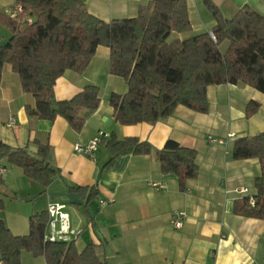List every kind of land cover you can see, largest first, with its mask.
I'll list each match as a JSON object with an SVG mask.
<instances>
[{
    "label": "crops",
    "instance_id": "obj_1",
    "mask_svg": "<svg viewBox=\"0 0 264 264\" xmlns=\"http://www.w3.org/2000/svg\"><path fill=\"white\" fill-rule=\"evenodd\" d=\"M98 18L110 21L146 12L153 0H77ZM192 30L173 32L170 40L212 31L217 21L206 0H186ZM227 18L245 6L264 14V0H211ZM15 0H0V13L8 14ZM12 32L0 23V44ZM222 45L224 47L222 48ZM221 49L229 45L225 41ZM111 49L100 45L82 72L67 70L58 78L57 100L74 97L89 85L101 89L97 110L80 131L62 116L54 121L30 115L33 94L23 89L10 64L3 66L0 82V140L13 149L26 148L37 156L38 142L50 144L49 161L57 170L48 186L28 178L23 169L0 158V218L15 235L30 232V217L48 211L52 203L64 204L79 251L88 244L102 245L109 264H264V219L237 213L236 202L245 197L237 190L257 193L261 173L258 158L237 159L235 141L264 132V93L246 84L208 87L209 110L198 112L178 105L165 120L124 125L115 120L112 93L125 94L128 84L109 71ZM259 108L251 116L249 102ZM15 123L10 125L11 119ZM100 131L117 138L138 137L155 148L168 139L197 150L199 174L181 190L178 175L163 172L155 150L148 154L126 153L107 166L111 152L102 141L97 158L76 153V142L86 143ZM233 134V136H231ZM82 188V190H78ZM101 200H112L101 206ZM185 212L183 226L173 224L176 213ZM22 264H47L44 256L23 251Z\"/></svg>",
    "mask_w": 264,
    "mask_h": 264
},
{
    "label": "trees",
    "instance_id": "obj_2",
    "mask_svg": "<svg viewBox=\"0 0 264 264\" xmlns=\"http://www.w3.org/2000/svg\"><path fill=\"white\" fill-rule=\"evenodd\" d=\"M206 4L217 21L212 29L216 40L210 32L170 40L173 32L193 28L186 0H153L146 12L110 21L91 14L77 0H15L13 8H23L18 20L0 13V23L12 32L10 39L0 44V82L8 63L19 74L23 89L35 97V105L27 106L30 115L50 121L62 116L77 131L99 107L101 89L89 84L74 97L57 100L55 84L67 70L82 73L100 45L111 49L110 73L123 77L129 87L125 94L110 96L120 124H155L167 119L180 104L206 113L211 85L246 83L264 93V14L245 6L227 18L211 0ZM27 17L33 22L27 23ZM225 41L229 45L223 51ZM259 105L249 102L247 116ZM102 141L111 152L107 166L120 155L155 150L162 171L178 175L181 190L186 189L188 179L199 174L197 150L174 139H168L162 148L138 137L119 139L115 134ZM38 145L37 156H32L26 148L13 149L0 140V158H8L28 178L48 186L57 173L49 161L52 146ZM233 156L255 157L261 163L255 180L257 193L238 200L235 211L264 219V132L238 138ZM250 195L256 197L254 207ZM49 218L48 211L32 215L30 232L25 235H15L0 218L4 264H22L23 251L44 256L47 264H109L102 245L90 243L79 251L74 241H46Z\"/></svg>",
    "mask_w": 264,
    "mask_h": 264
},
{
    "label": "built area",
    "instance_id": "obj_3",
    "mask_svg": "<svg viewBox=\"0 0 264 264\" xmlns=\"http://www.w3.org/2000/svg\"><path fill=\"white\" fill-rule=\"evenodd\" d=\"M23 11L21 5H17L15 8H10L8 11V15L13 19H19L20 12ZM27 23H32L33 18L27 17L25 19ZM211 37L216 40L215 34L210 31ZM15 123V119L12 118L10 121V125ZM233 136V134H231ZM109 138V135L104 131H100L98 135L90 139L88 142H76L74 144V151L79 154L86 155L91 159L95 160L97 158V153L99 151V147L102 143L103 139ZM4 172V169H0V174ZM241 194L249 195V189L247 187H243L237 190ZM112 200H101L100 205L106 206ZM249 203L251 207L255 206L256 197L250 195ZM49 212V222L46 228V232L44 238L46 241L51 242H72L78 236L79 230L73 227L71 223V216L69 211L67 210L66 205L60 203H52L48 207ZM185 212L176 213L175 218L173 219V224L175 227L180 228L183 226V219L185 218ZM0 264H4L2 260V255L0 252Z\"/></svg>",
    "mask_w": 264,
    "mask_h": 264
},
{
    "label": "rangeland",
    "instance_id": "obj_4",
    "mask_svg": "<svg viewBox=\"0 0 264 264\" xmlns=\"http://www.w3.org/2000/svg\"><path fill=\"white\" fill-rule=\"evenodd\" d=\"M224 47V45H222V48Z\"/></svg>",
    "mask_w": 264,
    "mask_h": 264
}]
</instances>
